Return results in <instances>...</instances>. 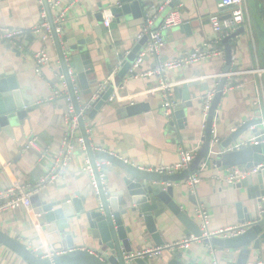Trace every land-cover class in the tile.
Here are the masks:
<instances>
[{"label":"crops","instance_id":"crops-1","mask_svg":"<svg viewBox=\"0 0 264 264\" xmlns=\"http://www.w3.org/2000/svg\"><path fill=\"white\" fill-rule=\"evenodd\" d=\"M163 2L164 0H155L152 5L159 7ZM220 3L221 0H179L162 12L158 18V26L174 8L180 10L184 23L164 31L165 44L160 55L146 58L137 75L131 76L128 73L126 78L120 81V86L113 85L115 87L113 95L119 97V100L108 102L95 119L88 117L85 122L86 134L96 160H99L97 155L100 151H107L141 169L158 171L162 167L178 163L183 150L202 147L205 135L203 98L210 90L217 89L219 85L217 77L223 75L226 55L182 69L167 70L164 77H145L143 73L198 47H205V43H209L214 49L216 46L212 41L215 33L210 24V16L218 15L225 18L230 15V10L221 8ZM246 3L252 28L250 33L245 31L231 43L233 48L231 72L251 70L263 72L261 75L238 76L234 85L242 83L244 87L223 95L218 108L219 117L214 120L215 137L221 141L247 121L254 119L264 121V37L259 35L257 28V23L264 25V18L258 11L264 0H246ZM120 5V0H83L70 10L64 34L60 38L63 48L72 45L90 53L98 70L100 84L116 69L118 72L121 71L125 59H130L134 65L148 45V43L140 45L137 39L144 25V22L142 24L138 19L123 17L120 22L114 20L110 28L105 27V12L113 6ZM41 11L40 0H0V27L23 29L27 33L21 49L5 42L0 44V79L15 77L23 98L29 101L28 108L33 109L24 124L14 126L11 136L0 135V190L11 186L39 185L46 178L49 165L60 150L65 131L67 104L64 98L54 97L53 91H65L64 94L70 88L67 90L59 83V75L64 74V71L54 34L53 40L45 45L32 33L33 27L40 22ZM100 25L104 28L102 29ZM139 45V53L134 54ZM222 46L225 48L224 44ZM44 47L53 57V62L50 66L42 67L39 76L36 72L35 55ZM71 67L76 72L75 67ZM94 77L95 75L91 76L92 79ZM162 81L172 85L179 104L182 102L180 90L183 86L194 85L189 88V92L195 107L187 110L188 125L184 130L178 126L174 113L170 118L165 115L162 105L164 92L159 90ZM82 93L84 95L83 91ZM136 103L150 104L151 112L126 117L118 112L121 108ZM171 121L176 122L174 129L170 125ZM259 129H264V124L259 126ZM80 134L83 136L82 130ZM246 137L252 140L251 135L247 134ZM33 138L37 139L39 150L47 151L46 159L40 158L39 151H24L25 146ZM87 158L90 159L88 150H78L64 177L45 184L41 191L33 196L30 210L20 208L0 215V230L25 244L42 258H52L69 252L70 249L59 242L60 239L48 234L46 226H42L38 219L43 203L63 200L66 197L73 199L81 196L87 211L99 208V193H95L93 187L94 174L83 171ZM99 161L105 163L102 169V173L105 174L104 188L106 191L118 190L123 173L114 165L104 160ZM225 171L221 172L208 161L206 168L201 167L194 173L202 177L195 191L188 187L187 179L173 185L175 198L189 212L200 229L196 209L203 206L208 210L210 215L208 232L212 233L241 225L237 204L247 202L245 189H238L218 180V175L227 174ZM191 195L196 197L197 204L190 201ZM160 205L161 209L156 212V221L164 246L190 238L191 235L187 234L183 224L163 204ZM82 229L81 236L75 238L76 248L98 251V242L92 238L90 232ZM132 247L136 254L160 246L156 245L145 230L143 238L133 239ZM177 251L183 253L186 264H206L213 260L220 264H237L239 255V251L215 248L203 241H193L185 249H167L161 257L144 259L149 264H167ZM260 262H264V252L252 255L249 264ZM0 264L27 263L0 243Z\"/></svg>","mask_w":264,"mask_h":264},{"label":"water","instance_id":"water-1","mask_svg":"<svg viewBox=\"0 0 264 264\" xmlns=\"http://www.w3.org/2000/svg\"><path fill=\"white\" fill-rule=\"evenodd\" d=\"M178 1L175 0L174 4ZM154 2L155 0H120V6L111 8L116 22H120L123 17H129V19H138L143 24L145 13ZM44 3L51 16L48 0H44ZM100 27L104 28L103 25H100ZM257 28L259 35L264 37V25L257 23ZM244 32L245 28L241 27L223 40L226 50V67L223 75L231 72L233 63L231 43ZM54 37L64 73L68 74V65L74 66L84 95L92 94L100 83L97 75L98 70L91 59L90 53L83 48L77 49L76 46L72 45H68L65 49L55 32ZM147 41L148 37H144L140 41V45L147 43ZM140 45L134 50V54L139 53ZM121 66V71L118 72L115 79V87L120 86V81L126 78L133 63L130 59H125ZM92 75H95L93 79L91 78ZM226 83L227 79L225 77L219 79L217 94L207 119L205 135L202 140L203 144L189 169L173 175L162 174L158 171L141 169L116 154L100 151L97 155L99 160L114 165L123 173L119 189L106 191L97 169H94L99 188L100 206L98 209L87 211L83 198L77 196L73 199L66 197L63 200L43 203L40 211L38 219L40 224L46 226L48 234H53L57 239H60L59 242L70 249L69 252H63L52 258H42L25 244L1 230L0 243L19 255L27 264H149L144 258L133 257L132 241L133 239L143 238L146 230L156 245L164 246L156 221V212L161 209L160 204H163L183 224L189 236L201 238L206 245L215 248L239 251L237 264H249L252 255L255 256L256 252H259V254L264 252V214L261 215L258 211V204L261 203L264 197V168L256 176H249L235 185L238 189L246 190L245 199L247 201L237 204L240 224L245 225L246 231L235 238H221L218 236L203 238V231L191 218L189 212L175 198V188L173 186L188 179L208 161L221 172L232 167H246L249 169L264 164V129H259V126L264 124L262 119L245 122L227 138L212 146L214 120L219 117L218 108ZM193 86V84L183 86L180 90L182 102L174 111V117L181 130H184L188 125L187 110L195 107L189 92V88ZM69 87L73 95L70 80ZM92 87H95L94 91L91 89ZM115 87L110 85L101 99L93 105L91 112L88 114L91 119H95L98 113L107 105L109 98L115 91ZM28 107L29 101L23 98L16 78L0 79V135L11 136L16 124H24L29 113L33 110ZM118 112L124 117L150 113L151 105L136 103L123 107ZM175 124L176 122L171 121L172 129H174ZM253 127L255 129H252ZM81 130L91 162L94 165L96 157L86 134L84 121H81ZM247 134L251 135L257 144L238 149L241 142L251 140L246 137ZM196 200L195 196H190L192 203L197 204ZM82 228L90 232L92 238L98 242V251L91 252L76 248L75 238L81 236L83 233ZM252 258L254 259V257ZM184 260L183 253L177 251L167 264H186Z\"/></svg>","mask_w":264,"mask_h":264},{"label":"built area","instance_id":"built-area-1","mask_svg":"<svg viewBox=\"0 0 264 264\" xmlns=\"http://www.w3.org/2000/svg\"><path fill=\"white\" fill-rule=\"evenodd\" d=\"M83 0H48V5L50 9L51 16L47 10L43 0H40L42 11L41 19L38 25L33 27L32 33L36 35L45 45L50 40H53L54 32L57 34L58 38H62L64 34V29L68 20V14L70 10L76 5L81 3ZM175 0H164L163 4L159 7L152 5L148 8L145 13L144 25L142 26L140 32L137 35L139 41L143 40L144 37H148V45L146 49L140 54L138 60L132 66L129 74L132 76L137 73L139 67L144 63L145 59L148 57H158L160 55L161 49L165 44V39L163 37V32L176 27L181 26L184 21L181 17V12L178 8H174L171 12L164 18L161 25H157V20L162 12L168 6H172ZM246 0H221L220 7L227 8L230 10V15L222 18L218 15L210 16V24L215 33V38L212 41L216 47L211 48L209 43H205V47H198L194 51L185 53L178 58L157 65L155 68L143 73L145 77L159 76L164 77L167 70H178L186 66H190L195 63L204 62L211 60L216 57H224L226 55V50L223 48V40L235 33L239 28L244 27L245 31L251 32V21L248 15V9L246 7ZM115 20L112 13V8H109L105 12V22L106 28H110L111 24ZM27 33L23 29H10L8 27H0V44L5 42L13 45L16 48L21 49L24 39ZM62 39L60 40V42ZM35 61L37 64V75H41V68L45 66H50L53 62V57L50 55L49 51L44 47L40 52L35 55ZM118 70V69H116ZM112 73L105 82L98 85L97 89L92 93L91 100L89 102L83 101V93L78 82V77L71 65H68V74L61 73L59 75V83L63 85L67 90H69V80L72 85L71 90L65 91L54 90V97H62L67 104V113L65 115V131L63 138L61 140V147L58 154L52 159L48 174L45 179L37 186L23 185V186H11L5 190H0V215L15 211L20 208H25L30 210L32 208L33 196L41 191L45 184L52 183L57 179L63 178L67 172L69 165L71 164L75 153L78 150L86 151V141L85 138L80 134L81 121L86 122L88 119V114L91 112L93 105L101 99L103 93L108 89L110 85L115 86V77L118 71ZM262 70H251V71H238L230 72L226 75H219L217 78L225 77L227 83L223 90V95L233 91L236 88L244 87V84L239 83L238 86L234 85V81H237L238 76H247L249 74H262ZM137 75V74H136ZM69 78V79H68ZM159 90L163 91V108L165 115L167 117L172 116L174 111L179 105L175 94L173 93L172 85L168 84L166 81H162ZM217 94V89H212L207 92L206 96L203 98V130L206 129L207 119ZM119 100V97L112 95L108 102H114ZM252 129H255L253 127ZM235 131V129H234ZM213 138L212 146L218 144L220 140L215 137V128L213 125ZM37 139L33 138L25 146L24 151H39L41 159H46L47 151L39 150L37 146ZM257 144L255 139L249 141L241 142L238 149L242 147H248L250 145ZM201 147L194 148L192 150H183L181 153L180 161L171 166H165L158 169V172L162 174H177L186 169H189L193 161L196 159ZM105 163L103 161L96 160L94 165L90 159H86L83 171L89 174H94V169H97L102 182L105 180V174L102 173V169ZM206 168V163L202 165V168ZM264 168V164H259L254 167L247 169L246 167H232L229 168L227 174L218 175V180L224 184L235 186L241 181L245 180L249 176H256ZM225 171V172H226ZM94 192L99 193V188L94 175ZM202 177L196 173L191 175L186 183L191 191H195L197 186L201 183ZM106 190V189H105ZM258 211L260 214H264V197L261 203L258 204ZM196 216L200 220V227L203 231L204 237L218 236L221 238H235L243 233H245V225H239L227 229H221L217 232H208V227L210 223V215L208 210L203 206L196 209ZM193 241H202L201 238L191 236L183 241L177 242L173 245H166L164 247L149 248L142 250L133 257H149L158 258L163 256L164 251L167 249H185ZM213 253V251H211ZM49 258V257H48ZM206 264H220L218 261H209ZM258 264H264L260 262Z\"/></svg>","mask_w":264,"mask_h":264},{"label":"rangeland","instance_id":"rangeland-1","mask_svg":"<svg viewBox=\"0 0 264 264\" xmlns=\"http://www.w3.org/2000/svg\"><path fill=\"white\" fill-rule=\"evenodd\" d=\"M157 22H159V20H158ZM90 100H91V95H85V96L83 97V101H84V102H89Z\"/></svg>","mask_w":264,"mask_h":264},{"label":"trees","instance_id":"trees-1","mask_svg":"<svg viewBox=\"0 0 264 264\" xmlns=\"http://www.w3.org/2000/svg\"><path fill=\"white\" fill-rule=\"evenodd\" d=\"M259 14L264 18V3L262 4V7L259 8Z\"/></svg>","mask_w":264,"mask_h":264}]
</instances>
